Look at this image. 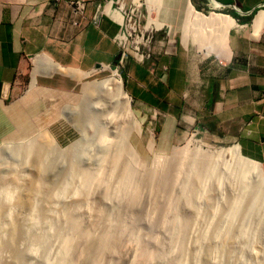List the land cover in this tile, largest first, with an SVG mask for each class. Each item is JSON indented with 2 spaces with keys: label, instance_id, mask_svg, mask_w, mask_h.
I'll use <instances>...</instances> for the list:
<instances>
[{
  "label": "crops",
  "instance_id": "0c3cea01",
  "mask_svg": "<svg viewBox=\"0 0 264 264\" xmlns=\"http://www.w3.org/2000/svg\"><path fill=\"white\" fill-rule=\"evenodd\" d=\"M72 1L0 0V144L52 130L66 110L81 104L87 80L121 67L116 0H81V15ZM186 1L156 3L157 30L182 33L177 17L186 22ZM188 2L206 17H230L233 25L203 27L201 41L182 40L170 52L160 42L144 62L128 49L121 64L125 94L157 124L161 144L200 134L237 144L245 157L264 166V0ZM95 14L97 25L91 23ZM183 29L187 32L186 24ZM217 35L226 40L219 52L212 50Z\"/></svg>",
  "mask_w": 264,
  "mask_h": 264
},
{
  "label": "rangeland",
  "instance_id": "374dc122",
  "mask_svg": "<svg viewBox=\"0 0 264 264\" xmlns=\"http://www.w3.org/2000/svg\"><path fill=\"white\" fill-rule=\"evenodd\" d=\"M145 1L137 0L134 3L130 2V0L115 1L116 4L114 7L116 9L120 7L122 10L121 13L125 17L124 24L130 26L131 28L134 27L137 30L136 33H134L129 39V50L132 49V46H139L141 49H146L149 47L150 51L152 52L154 50V47H157L158 43L163 42L165 47L163 52H170L174 51L176 44L179 47L183 46L182 40L187 41L188 39V42H190L194 41L198 35H202L201 32H198V29L200 28H196L197 30L195 31V28H193L192 26L191 28L190 25L185 22V18L183 16L177 17V24L179 25V29L182 30V33L178 31L175 34H172L169 32V29L167 27H164L161 31L157 30L154 24H158V19L155 15L156 5H154L153 8L150 9L149 4L147 3V1L145 3ZM154 2L156 4V1ZM187 2L188 0L186 1V4ZM148 19H150V23H148ZM159 23L163 24L162 21H159ZM184 24L187 25V32L185 33V30L183 29ZM156 26L159 28V25ZM139 32L142 33V36ZM204 33L207 34V36L209 34L208 32ZM211 33H213V31H211ZM214 34L215 33H213V36ZM189 48L193 47L190 46ZM209 59H214V57L212 56ZM115 68L116 66H114L113 68H108L106 69V71L99 72V74L93 79L87 80V83L93 84L103 81L106 78L111 77L112 72H115L116 75L120 78L122 89L125 92L123 66L121 65V67H119L117 71H115ZM82 100L83 101L79 106L66 110L61 116L59 122L54 125L52 130H46L36 133L33 136H30L29 138H26L19 142L0 144V191L5 190L9 191L10 193L8 199L0 198V252L3 251L0 253V264L16 263L15 259L13 258V248H19L20 245L12 240L11 237L13 233L20 234V232L24 236L26 231L31 229V223L33 222V220H37L36 217L32 215V213L34 212L32 210L36 209L38 212H40V214H42L43 217H45L41 219V221L45 222V225H48L51 229H55V225L57 229L59 228L57 227L58 223L64 220L65 213L67 211H70L72 201H78L82 197L83 190H81V187L79 185V180L81 178L80 174H78L76 171H74L73 174L72 172L71 174L67 172L69 171L67 168L71 164V159H75L74 164L78 167L89 166L94 169L97 165V160L102 156L100 148L101 143H95V139L93 137V132L96 129H99V123L102 120L94 119L92 115L88 114L85 111V116L89 117V120H91V122H88V120H86V122L81 127L77 125L76 119H79L80 114L84 111V96ZM129 100V107L134 118L138 122L139 132L131 133L128 137V143L130 147H132V152L135 159L139 162V164H135L136 168L133 166V169L135 170V172L140 174L141 178L143 175L141 173H143L145 170L152 169L156 166L155 164L165 159L168 160L171 157L170 154L173 153V151L189 148L192 142L200 143V145L202 146V151L207 149L218 150L230 147L232 145H237L218 144L216 142L209 141L203 135H194V133L193 136H185V138L178 143L161 144V142L158 140V129H156L157 124L154 126V120H152L153 123L151 124V122H149V114L146 113L147 117H144L141 113L135 110L132 100ZM73 110L79 111L74 113ZM117 123L123 124L120 121H117ZM111 128L112 127L108 128V130ZM109 135L110 134L107 133V137L111 138L112 136ZM197 140H199V142H197ZM103 141L104 139L101 141L102 144ZM110 141L115 146L113 144L112 145L114 147L110 145L111 151H109L108 154H106L104 157L105 161H103L102 166L106 169L110 166V164L114 163V151L116 148L115 143L119 144L120 142V144L122 145V139L120 138L118 139L112 137ZM240 154L245 157L241 153V151ZM60 155L65 156L62 157ZM110 155L111 157H113V160ZM64 162H66L67 164ZM184 162L185 161H183L177 169V178H172V176L170 175H168L169 177L167 176L173 185L172 190L168 194H154L152 192L150 182H145V179L143 182L142 180H140L141 178L137 177L138 181H136L135 178V184L137 183L138 185L136 184L133 186L134 180L132 181L133 183L129 185L132 186L130 188V193H128L129 195L125 194L124 196H122V194L124 193H121L118 199L117 196L113 194L112 196H110L111 201L109 200V198H107L106 200H109V202H104L101 201L102 199L100 198L102 195L101 189L103 187V183L101 181L99 183L100 185L98 184L92 186L91 192L86 197L87 201L88 199H91V196L93 197L91 200H89V202H87L88 204L86 203L87 206H84V204H80L75 210H73V212L77 214L76 216L80 222V226L83 228H90L91 223L95 219L94 217L96 215V212L98 211V207H102L104 210H107L108 214L111 213L113 220H117V214H120L123 219L125 217L124 220L129 222L130 225H128V234L126 236V239L123 241V244L119 248H117L116 254L118 253L117 255L119 256L112 258V264H131L130 261L134 259L133 256L135 254L137 246V244H134V240H132L136 236L135 234L145 236L146 233H150V235L154 236L157 239H163L166 235L170 234V223L175 218L182 217V215H185L187 212L191 211V208L194 205H197L200 210V217L197 220L198 224L194 228L202 229L207 226L211 227L210 225H212L213 222L216 223L217 221H222L221 218L223 216L222 213L225 210L224 207L227 206V202L230 200L228 198H231L232 195L237 194L240 189H243V187V190L246 189L245 191H247V187L249 186L248 191L250 192V190L252 189L251 187L255 186L254 179L249 176L242 178L244 180V184H241L243 183V181L239 183L237 181V183H232V180L229 177L230 175L221 176L219 181H216L213 176H208L207 179L205 178L200 182L198 181V185L201 190L200 193L198 195L193 194L188 198V200H184L183 198H181L180 192L189 187V182L193 183L192 176L188 179L183 178V176L187 174V172H189L187 171L188 164L187 162ZM260 166L264 172V166L262 164H260ZM49 167H52L53 169L55 168V170H53L55 175L52 174L53 172L51 173ZM138 167L141 168L138 170ZM106 169L105 171L104 169H102L100 174L105 175V172H107L108 170ZM196 171L200 172V169ZM190 173L193 172L191 171L189 172V174ZM62 176L64 177V179ZM226 176L230 179L228 180ZM167 177L166 180H168ZM118 178L119 170L113 177V181L115 183L111 181L112 183H110V185L114 184L116 186V181L118 180ZM60 179L63 184H67V186H65L66 188H64L62 192H60V195L58 194L59 197L58 195H55L49 200V202H47L44 198V194L50 188L57 190V186L60 185ZM140 181L142 182V184L140 183ZM67 182H70L71 184ZM238 184H240V187L238 186ZM112 185L110 188H112ZM114 185L112 190L115 188ZM245 191L244 193L248 192ZM92 193H94V195ZM158 195L160 196L157 197ZM129 196H132L133 199ZM125 197L128 203L125 201ZM34 200H36L37 202L35 201L34 203ZM16 201H18L19 203ZM97 201L100 203L103 202V206L102 203H99V206H97ZM105 203L110 204L107 205ZM28 208H30V211H28ZM141 208L142 211L139 210ZM36 210L33 214L37 213ZM205 210H207L208 212ZM259 214L260 213L258 212L253 213L247 219L248 231L254 233L252 235L254 239L252 238L251 242H249L248 245H245L243 238H235L233 235V232L237 227V219L232 220L228 224L230 227L225 229L229 230V228H233L232 230L223 231L221 233V236L218 235L215 240H210L207 238L203 243H199L200 245H196L194 243V237L196 235L195 232L191 234L190 232L194 230L190 229L189 235H187L191 236L189 237L190 240H187L188 243L185 242L188 255H186L187 258L185 259L184 264H211L213 262L212 260L214 259L211 256L209 257V255L205 254V248L208 245L214 244H216L220 250L218 258H216L215 260L217 261L216 264H244L243 262H245V264H258L264 256V226H260V229H257L258 226L256 225L257 221L262 220L261 214ZM211 216L214 217L211 218ZM232 216L237 218L236 214L234 213L232 214ZM158 221L161 222L160 224H162V226L158 223ZM146 223H152L153 225L152 227H148L149 225L147 226ZM167 223L169 224V226ZM23 225L24 227H22ZM45 225H41L39 229L47 227ZM62 229L66 230L67 228L61 225V228L59 229L61 230V235H65L64 233H66L67 231L65 232ZM47 237L49 238L46 239V241L43 243V247L38 249L39 252L37 251L38 264H41L40 260H42L44 257H48V255L49 261L50 259L52 260L59 250V247L56 244L57 242L53 240L51 234H48ZM83 239V237H79L77 241L79 251L85 252L80 254L90 257L89 254L86 253L87 250L89 251L88 244L86 243L85 239ZM49 241L51 244L49 243ZM149 246L150 244L145 245L147 251L152 252L155 250V248L153 247L154 245L152 246V248L151 246ZM197 249L198 251L195 252ZM39 254L41 255V257H39ZM189 255L190 257H188ZM74 257H76V252L74 246H72L69 250V258L73 259ZM116 258H118V260H116Z\"/></svg>",
  "mask_w": 264,
  "mask_h": 264
},
{
  "label": "bare ground",
  "instance_id": "6f19581e",
  "mask_svg": "<svg viewBox=\"0 0 264 264\" xmlns=\"http://www.w3.org/2000/svg\"><path fill=\"white\" fill-rule=\"evenodd\" d=\"M146 1L149 4L150 9H152L153 6L156 5L154 1L158 3L160 0H146ZM115 12L121 18L122 15L121 12L117 9L115 10ZM185 17L187 24L192 25V27L195 28V31L197 30L196 28L201 29L203 27L208 28L210 30H212L213 28L219 29V27H224L225 29H228L230 26L233 25L230 17L219 16L218 14L217 15L211 14L210 16L206 17L204 16V14L197 12L189 2H187L186 4ZM148 23H150V19H148ZM209 35L210 33L208 34V36ZM205 36H207V34H205ZM217 36H218L217 44L212 48V50H214L215 52H219L220 51L219 49H224V46L226 45L224 44L226 41L225 36L224 37L219 35ZM205 38L206 37H204L203 39ZM209 38L210 36L208 37V39ZM196 39L198 41L199 40L201 41L202 36L198 35ZM84 97H85L84 100L85 102L83 103L84 111L80 114V118L76 119L77 125L81 127L86 122V120H88V122H91V120H89L90 118L85 116V111L88 114L92 115L94 119L102 120L99 123V129H96L93 132L95 143L97 144L101 143L100 148H101L102 156L97 160V165L94 169H92L89 166L78 167L74 164L75 159L73 158L71 159V164L70 166L68 164L69 167L67 168L69 171L67 172L70 174L72 172L73 174V172L76 171L78 174H80L81 178L79 180V185L81 187V190H83V194L80 200L72 201V203L70 202L71 203L70 211L69 212L67 211L65 213L64 220L60 222L63 227L67 228L66 230L63 229L62 230L67 232L64 233L65 235H61V230H59L61 228L60 223H58L57 226L59 228L56 229L54 225L55 229L53 228L51 229L48 225H45V222L41 221V219L45 217H43L42 214H40V212H38L36 209L35 210L37 211V213L33 214L35 213V210L31 209L32 211H34L32 215L35 216L37 219L35 221L33 220V222L31 221L32 222L31 229L27 230L24 236L20 232L21 235L19 233L18 234L13 233L11 237L12 240H14L16 243H18V245H20L19 248L17 247L13 248L14 249L13 258L15 259L16 262L14 264H38L37 262L38 252H39L38 249L43 247V243L46 241V239L49 238L47 237L48 234H51L53 240L57 242L56 244L58 245L59 250L54 257L52 256L53 257L52 260L50 259L49 261V255L48 257H44L42 260H40L41 264H112L111 262L112 258L119 256L117 255L118 253L116 254V250L123 244V241L126 239V236L128 234V225H130L129 222L124 220L125 217L123 219L120 214H117L118 216L116 218L118 219L113 220L111 213L108 214L107 210H104L102 207H98L97 208L98 211L96 212V215L94 217L95 219L91 223L90 228H83L80 226V222L76 216L77 214L74 213L73 210H75L80 204H84L85 206L86 203L92 199L93 196H91V199H88L87 201L86 197L91 192L92 186L98 185L101 181L103 183V187L101 189L102 195L100 198L102 199L101 201L104 202L107 201L109 202V200L111 201L110 196H112L113 194L118 198L121 195V193H124L122 194V196L130 193V188L132 186L129 185H131L133 182H134L133 186L137 184V183L135 184V178L136 181H138L137 177L141 178V176L140 174L135 172L133 166L135 167V164H139V162L134 157V154L132 152V147H130L128 143L129 140L128 137L133 132L135 133L139 132V125L130 110L129 97L125 94L124 90L122 89L121 80L116 75L115 72H112V76L106 78L103 81L96 82L93 84L91 83L88 84L84 88ZM78 111L79 110L77 111L73 110L74 113ZM117 121L122 122L124 125L121 123H117ZM110 127L112 128L108 130V128ZM107 133L110 134L109 136L122 139V145L120 144V142L118 144L113 141L116 144V148L114 151L115 159L113 161L114 163L110 164V166L107 168L108 170L104 168L102 165H103V161H105L104 158L105 155L108 154L109 151H111L110 145L113 146L114 144L111 143L110 141L112 137L111 138L107 137ZM103 139L104 141L102 144L101 141ZM197 142H199V140H197ZM191 146L189 148L173 151V153L170 154L171 157L168 160L165 159L155 164L156 166L153 167L152 169L145 170L143 173H141L143 175L140 180H142L143 182L144 179L146 180L145 182L149 181L151 184L152 192L154 194H164V195L168 194L172 190V186H173L170 180L168 179L169 177L168 175L172 176V178L173 177L177 178L176 177L178 174L177 169L180 166V164H182V162L185 161L188 164L187 171L189 172L192 171L193 173L189 174V172H187V174H185L183 178L188 179L192 176L193 183L189 182V187L185 188V190L180 192L181 198H183L184 200H188V198L193 194L198 195L201 191L198 185V181L200 182L202 181V179L203 180L205 178L207 179L208 176L210 177L213 176L216 179V181H219L221 176L230 175L229 177L231 178L232 181L231 180L230 181L232 183H237V182L239 183L243 181V183L241 184H244V180L242 178L249 176L254 179L255 186L251 187L252 189L250 190V192L248 191L249 186L247 187V191L249 193L245 191L246 189L243 190L244 189L243 187V189H240L237 194L234 195L231 194L232 197L228 198L230 200L227 202V206L224 207L225 210L222 213L223 215L221 218L222 221H217L216 223L212 221L213 223L212 225H210L211 227L207 226L202 229L194 228L197 226L198 224L197 220L200 217L199 207L197 205H194L191 208V211L187 212L185 215H182V217L175 218L170 223V230H171L170 234L166 235L163 239L161 238L157 239L154 236L150 235V233H146L145 236H140L135 234L136 236L132 240H134L135 242L134 244H137V246H136L135 254L133 256L134 259L132 258L133 263L132 261H130L131 264H184V261L187 258L186 255H188L186 243H188L187 240L189 239V237H191V236H187L189 235L190 229L194 230L191 231L190 233L193 234L195 232L196 236L194 237V241H195L194 243L198 245L199 243H203L207 238L210 240H215L218 237V235L221 236V233L223 231L232 230L233 228L232 229L229 228V230H225V229L230 227L228 224L232 220L237 219V227L233 232V235L235 238H243L245 245H248V243L251 242L253 238L252 235L254 234L253 232H249L247 228L248 226L247 219L249 218V216L256 212L260 213L263 221L262 220L257 221L256 225L258 227L256 225L255 226L257 227V229H260L259 228L260 226L262 227L264 226V172L260 164L258 162L243 157L240 154V149L238 145H232L230 147L222 148L218 150L207 149L203 151L200 143L192 142ZM60 156L64 157L65 155H60ZM111 158L113 160V157ZM140 168L138 167V170ZM49 169L51 173L53 172L52 174L55 175L53 171L55 170V168L53 169L52 167H49ZM102 169H104V171L105 169L107 170V172H105V175L100 174ZM198 169H200V172L196 171ZM118 170H119V178L116 181V186L113 184L115 188L112 190L113 185L111 184L112 188H110L111 187L110 183H112L111 181H113V177ZM166 177L168 180H166ZM230 178L227 179L229 180ZM67 183L71 184L70 182ZM140 183L142 184L141 181ZM239 185L240 184H238V186ZM65 186H67V184H63L60 179V185L57 186V190L50 188L44 194L45 200L49 202V200L53 196L58 194L60 195V192H62V190L66 188ZM244 191L247 193H244ZM92 194L94 195V193ZM9 196H10L9 191H5V190L0 191V198L8 199ZM159 196L160 195H158L157 197ZM126 197H125V201H126ZM129 197L133 199L132 196ZM107 198H109V200H106ZM35 201L36 200H34V203ZM98 201H97L98 203L97 206H99L100 203ZM126 202L128 203V201ZM101 203L103 206V202ZM105 204L109 205L110 203L109 204L105 203ZM30 208H28L29 209L28 211H30ZM139 210L142 211V208ZM233 213L236 214L237 218L232 216ZM213 217L211 216V218ZM158 223L160 224L161 222L158 221ZM41 225H45L47 227L39 229ZM146 225L147 226L149 225L148 227H152L153 224L146 223ZM160 225L162 226V224ZM22 227H24V225ZM79 237L81 238L83 237L86 243L88 244L89 251L87 250L86 253H88L90 257L83 256L80 254L85 252L79 251L78 248L79 246L77 244ZM146 244H150V246L153 244L154 246L153 245L152 246L155 248V250L152 252L147 251V249L145 248ZM71 245L74 246L76 252V257H74L73 259L69 258V250L72 247ZM197 251L198 249L195 252ZM205 251H206L205 254L209 255V257L211 256L214 259L212 260L213 262L210 263L216 264L217 261L215 260L216 258H218L220 251L217 245L216 244L208 245L205 248ZM40 254L39 257H41ZM188 257H190V255ZM116 260H118V258H116ZM243 263L245 264V262ZM258 264H264V256Z\"/></svg>",
  "mask_w": 264,
  "mask_h": 264
},
{
  "label": "built area",
  "instance_id": "2783aa9c",
  "mask_svg": "<svg viewBox=\"0 0 264 264\" xmlns=\"http://www.w3.org/2000/svg\"><path fill=\"white\" fill-rule=\"evenodd\" d=\"M71 5H72L74 13H77L79 15H81L83 13L84 3L81 0H74L71 2ZM121 17H122L121 29L115 38V42L121 51L120 52V59H119L120 64H122L123 60L126 57V52L128 50V45H129V39L137 31L136 28H134V27L131 28L130 26H127L124 24L125 17L123 14L121 15ZM91 23L94 25H97V23H98L97 14H95L91 18ZM139 33L142 36V33L141 32H139ZM136 36H137V34H136ZM130 51H131L133 58L139 62H143L144 60H147L151 57V51H150L149 47L146 49H144V48L141 49L139 46H132V49Z\"/></svg>",
  "mask_w": 264,
  "mask_h": 264
},
{
  "label": "clouds",
  "instance_id": "9594fccd",
  "mask_svg": "<svg viewBox=\"0 0 264 264\" xmlns=\"http://www.w3.org/2000/svg\"><path fill=\"white\" fill-rule=\"evenodd\" d=\"M117 1H118V0H117ZM133 3H134V2H133ZM115 9H116V8H115ZM117 10H119V11L121 12V8H120V7H119ZM121 22H122V17H121ZM120 28H121V24H120ZM151 56H152V52H151ZM132 57H133V56H132ZM150 58H151V57H150ZM150 58H149V59H150ZM147 60H148V59H147ZM144 61H146V60H144ZM144 61H143V62H144ZM138 62H139V61H138ZM118 66H121V64L119 63ZM165 70H166V69H165ZM115 71H117V69H115ZM250 160H251V159H250Z\"/></svg>",
  "mask_w": 264,
  "mask_h": 264
},
{
  "label": "trees",
  "instance_id": "16d2710c",
  "mask_svg": "<svg viewBox=\"0 0 264 264\" xmlns=\"http://www.w3.org/2000/svg\"><path fill=\"white\" fill-rule=\"evenodd\" d=\"M231 16L234 17V18L236 17L235 14H232Z\"/></svg>",
  "mask_w": 264,
  "mask_h": 264
}]
</instances>
